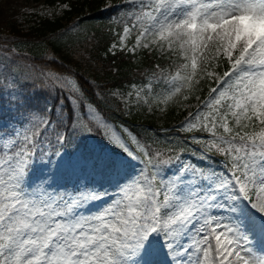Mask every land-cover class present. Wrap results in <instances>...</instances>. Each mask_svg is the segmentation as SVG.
<instances>
[{
    "label": "snow or ice",
    "instance_id": "obj_1",
    "mask_svg": "<svg viewBox=\"0 0 264 264\" xmlns=\"http://www.w3.org/2000/svg\"><path fill=\"white\" fill-rule=\"evenodd\" d=\"M122 3L128 23L109 51L170 62L169 71L156 65L155 87L128 95L164 112L205 81L207 95H195L198 107L175 129L199 147L161 149L118 132L71 74L41 71L56 103L31 109L16 61H0L16 86L0 124V264H264V0ZM94 131L111 150L88 145Z\"/></svg>",
    "mask_w": 264,
    "mask_h": 264
},
{
    "label": "trees",
    "instance_id": "obj_2",
    "mask_svg": "<svg viewBox=\"0 0 264 264\" xmlns=\"http://www.w3.org/2000/svg\"><path fill=\"white\" fill-rule=\"evenodd\" d=\"M107 1L116 0H48L50 4H67L68 10H65L60 18L37 19L25 32L18 26L10 25L7 30L0 29V37L12 42L11 46L16 47L13 49L30 58L29 61L24 62L29 65L27 69L32 70L33 74L36 73L34 75L48 70L73 75L82 86L85 103H93L108 122L118 128H127L142 142L149 144L155 142V146L161 149L174 145L188 149L196 148L197 145L190 142V133L178 132L175 130L178 128L176 126L170 127L171 122L180 117L176 106L168 105L161 132H158L151 125L150 116L146 115L142 108H125L118 98L111 95L115 91L124 92L133 85L143 87L150 80L155 87L152 74L159 71L156 65L169 71L170 62L158 52L144 49L133 54H111L108 50L109 33L111 36H115L113 33L117 34L113 18L116 17L121 21L122 10L128 8L103 10L102 6ZM123 15L127 18L126 12ZM72 21L73 24L68 25ZM120 24L123 25L122 22ZM135 35L136 33L132 40ZM13 70L21 83L28 81L27 86L19 91L25 96L27 105L31 109L38 110L44 108L46 104L52 106L56 103L55 98L39 86L40 82L29 77L19 68ZM3 76H7L8 79L5 80ZM3 76H0V88L4 89L0 94V102L8 103V90L16 86L11 83L12 76L7 72ZM33 83L35 87L32 86ZM199 87L201 90L195 95H199L202 100L207 95L208 85L205 81H201ZM155 90L160 91L158 87ZM195 95L190 97L189 101H194ZM94 133L100 136V132L94 131ZM100 146L106 144L102 141ZM182 158L202 165L206 163L197 161L190 151L184 152ZM214 159L215 166L217 169L220 168L221 158Z\"/></svg>",
    "mask_w": 264,
    "mask_h": 264
},
{
    "label": "rangeland",
    "instance_id": "obj_3",
    "mask_svg": "<svg viewBox=\"0 0 264 264\" xmlns=\"http://www.w3.org/2000/svg\"><path fill=\"white\" fill-rule=\"evenodd\" d=\"M63 5H65V4H60V3L50 4L48 2V0H0V29H6L7 30L8 26L15 25V26L20 27V29H23V32H25L29 29V27H31V25H34V22L39 18L47 17V18L54 19V18L62 17L64 15L65 10H68V8L63 9L62 8ZM108 7H109V4H108ZM103 9L106 10L107 8H103ZM128 11H129V8L127 9V13H128ZM75 20H76V17L74 18V21ZM122 20H123V22H125L124 24L128 23V20L125 16H123ZM74 21H72L68 25L73 24ZM109 37H110V40H113L110 33H109ZM130 37H131V35L126 38V43H127L129 48H131L132 44L134 43L133 42L132 44H128V40ZM118 43H119V41H118ZM11 44H12V42H8L4 38L0 37V52L6 51V56L9 58L6 60L5 58H3L6 56H1V54H0V61H4L5 63H9V61L11 60L10 58H13V57H11V55H15L12 53L13 51H9V50H13V48H16L15 46H11ZM117 49H119V48H117ZM15 61H16V65L18 67L20 64L18 63L17 60H15ZM26 61H29L28 57H27ZM12 65H14V64L9 63V66H12ZM26 71H28V70L26 69ZM220 71H222V70H220ZM30 74L33 75L32 72H30ZM34 74H36V73L34 72ZM38 76H39L38 74L33 75V77L35 79H37L38 82H40V80L38 79ZM137 88H139V87L137 86ZM134 92H135V89L133 88V86L129 87V89L124 91V92H120L122 94V96L124 97V99H126L128 101L127 106L124 104L123 100H121L120 98H118V99L124 104L125 108H127V107L128 108H131V107L142 108L145 111V114L150 116V121H152L151 125L156 128L155 130H157L158 132H161V125L163 123V118L165 117V114L168 110V108H167L168 106L166 107L164 112H160L159 110H157L155 108V106L153 108V111H148L147 105H144L142 102L137 103L134 94L132 96L128 95L129 93H134ZM198 103L199 102L195 99L194 101L188 100L186 102L181 103L180 105L171 104L173 106H176V108L179 110L178 113H180V117H178L177 120L174 119V121L171 122L170 127H173V126L179 127L180 122L184 119V117L187 116L190 111H193V112L195 111V109L198 107ZM162 107H163V105H162ZM8 108H9L8 103L0 102V112L2 114V116H1L2 118H0V124L8 123L9 118H7V115L9 117L11 115L7 111ZM4 116H6V118ZM112 126L118 132H120L122 130V129L114 126V125H112ZM102 141L105 144L112 146L111 144L108 143V140L105 139L104 135H102L101 133H100V136H97L94 132L91 135L87 136V142H88L89 146H94L96 148H100L101 147L100 142H102ZM198 147L199 146L197 145L196 148H198ZM74 149H75V143H72V144H69L66 146L67 151H73ZM105 150L108 151L110 149L106 148ZM134 163H137V171H138L140 165L138 162H134ZM219 169L220 168H218V170ZM252 243L254 245H256L257 247H259L260 246L259 238L253 237Z\"/></svg>",
    "mask_w": 264,
    "mask_h": 264
}]
</instances>
